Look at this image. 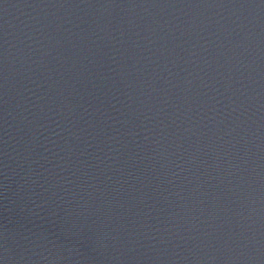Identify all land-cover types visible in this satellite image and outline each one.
I'll return each instance as SVG.
<instances>
[{"label": "water", "instance_id": "95a60500", "mask_svg": "<svg viewBox=\"0 0 264 264\" xmlns=\"http://www.w3.org/2000/svg\"><path fill=\"white\" fill-rule=\"evenodd\" d=\"M0 264H264V0H0Z\"/></svg>", "mask_w": 264, "mask_h": 264}]
</instances>
